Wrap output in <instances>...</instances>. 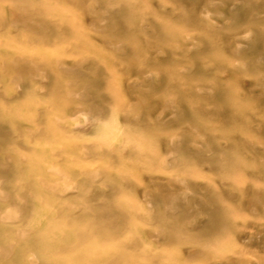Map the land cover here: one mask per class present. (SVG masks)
Wrapping results in <instances>:
<instances>
[{"label": "rangeland", "instance_id": "374dc122", "mask_svg": "<svg viewBox=\"0 0 264 264\" xmlns=\"http://www.w3.org/2000/svg\"><path fill=\"white\" fill-rule=\"evenodd\" d=\"M0 264H264V0H0Z\"/></svg>", "mask_w": 264, "mask_h": 264}]
</instances>
